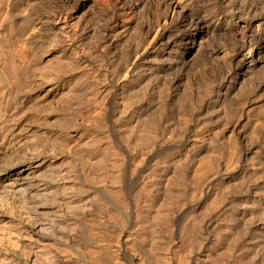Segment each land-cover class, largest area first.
<instances>
[{
    "label": "bare ground",
    "instance_id": "bare-ground-1",
    "mask_svg": "<svg viewBox=\"0 0 264 264\" xmlns=\"http://www.w3.org/2000/svg\"><path fill=\"white\" fill-rule=\"evenodd\" d=\"M0 264H264V0H0Z\"/></svg>",
    "mask_w": 264,
    "mask_h": 264
}]
</instances>
